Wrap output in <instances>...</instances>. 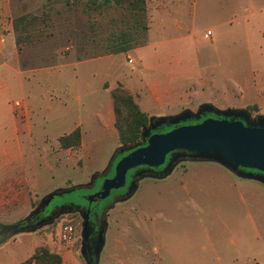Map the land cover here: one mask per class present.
<instances>
[{"label": "rangeland", "instance_id": "obj_1", "mask_svg": "<svg viewBox=\"0 0 264 264\" xmlns=\"http://www.w3.org/2000/svg\"><path fill=\"white\" fill-rule=\"evenodd\" d=\"M13 5L14 18L27 16L32 21L26 30L14 33L21 69L43 68L22 78L26 90L44 99L33 104V146L27 144L26 134H20L25 158L13 163L18 173L24 167L35 202L24 215L0 224V260L14 255L21 261L35 247H44L55 254L72 249L80 264H230L225 257L234 249L228 240L236 239L243 227L248 245L240 249L243 256L235 264H257L254 259L264 246V214L259 208L264 209L256 202L242 203L233 186L263 187L259 182L211 173L226 169L213 161L180 158L164 177H141L123 199L116 197L124 188L90 202L122 155L115 129H99V142L86 146L87 156L74 166L49 168L48 162L53 167L54 162L47 155L55 149L50 145L55 136L65 133L59 122L63 119L71 126L78 109L76 97L65 95L75 67L64 65L109 55L112 46L125 42L131 49L143 48L117 53L109 75L120 80L118 85L133 96L150 122L184 110L194 114L205 104L218 112L243 110L251 120L264 116V0H145L146 10L139 17L103 0H19ZM207 32L210 36L204 39ZM126 56L134 64L128 65ZM161 64L172 76L157 80L151 68ZM101 68L100 62L80 66L78 80L85 74L104 79ZM58 99L67 100L65 114L55 111ZM16 101L23 107L24 95L12 90L4 105ZM9 132L0 128V156L18 153ZM129 176L128 172L126 179ZM57 192L67 193L54 197L45 214L65 205L96 204L106 210L101 246L90 259L83 253L78 211H62L26 231L16 229ZM64 223L75 227V240L66 246L58 242Z\"/></svg>", "mask_w": 264, "mask_h": 264}, {"label": "crops", "instance_id": "obj_2", "mask_svg": "<svg viewBox=\"0 0 264 264\" xmlns=\"http://www.w3.org/2000/svg\"><path fill=\"white\" fill-rule=\"evenodd\" d=\"M14 1L19 0H0V128H6L10 130L9 133L11 134V138L14 140V145L16 144L18 150L17 155H10L5 153L0 156V224H9L11 223V221L9 220H12L14 218L17 219L19 216L24 215L35 202V199H33L31 195V192H34V190L30 188L28 184H26L27 181L23 172L24 167L22 166V172L18 173L16 171L19 170L18 168H16V166H14L13 163L16 160L23 161L25 158L22 149V142L20 139L21 135L26 134L27 144L31 148L33 146L31 133V113L34 108L33 104H39V102L43 101L44 99L43 94H37V91L32 93V89L30 90L29 88H27L26 90L27 82H25L24 78H22L23 75H34L38 71L43 70V68L37 70L21 69L18 61L16 38L13 31V20L15 19L14 14L17 10L16 8H14ZM141 48L130 49L125 54ZM116 56L118 55L109 54L90 60L68 62L66 65H64L75 67V74H73L71 78L66 77L67 83L65 95L69 97H76L78 109L76 112L75 121L71 124V126L66 125L67 122H63V119L59 122L60 130H63L61 132L65 133H61L59 135L57 134L53 141V143L55 144H50L55 145L53 146L55 149L54 151H51V154L47 155L48 157H50L48 159L51 162H54V167L48 162L49 168H64L67 167L68 164L74 166L75 163H81L83 158L87 156L86 146L94 145L99 142V129H115L113 100L110 91L121 83L118 79H112L109 73L112 71L111 66H114L113 60H115ZM127 59H129V56H126L125 60L127 61ZM95 62L102 63V66L104 68L101 69H103L102 71L106 72L104 73L105 78L102 80H95L94 74L90 76H87V74H85L81 75V80H78L79 75L76 73L77 69L87 63ZM127 64L132 65L134 63H128L127 61ZM166 67L167 66L161 64V66L157 65L151 68V70H153L154 72L153 75L155 76V79L160 80L172 76V73L170 71L171 69ZM12 90H16L17 92H19V94L24 95V105L20 108L21 110H15L13 106L4 105L5 97H7ZM52 94H54V92L52 90L49 91V102L53 101L52 98H50ZM88 97H91V99H88ZM53 106L55 108V111L60 112L61 114H65V112L68 110L67 100L64 99H58L54 101ZM76 129H79L81 133L80 147L75 151L73 149H61L59 146V138L70 134ZM115 132L118 141L116 129ZM31 148L30 152L32 151ZM57 148L60 149L57 150ZM37 155L38 157H40L39 151ZM211 173H217L216 175L223 176L225 178L229 174L242 180H252L250 178L237 176L228 169L223 170V172L215 171ZM260 184L263 187L251 188L247 185L244 187L243 184H239L236 186H233L231 184L229 186L230 188L231 186H233L235 192L238 195V198L242 201V203L245 204L250 201L256 202L257 205L261 204L264 209V184ZM250 194L252 196H250ZM246 199L248 200L247 202ZM263 211H261V209L259 208V213L264 214ZM105 223L107 224V222ZM236 235V239H229L230 241L228 240L229 245L234 249L233 253L229 252L225 257L227 258V263L230 264H235L238 258H242L241 256L243 255H240V249H243L248 245L249 238L243 235V227L241 233ZM2 244H4V242ZM2 244L0 245V251ZM36 249L37 247H35L31 251V253L21 261H17L13 258L14 255H11V258H9V260L7 261L0 260V264H19L30 258ZM68 251L69 252H67L66 254L65 252L62 254H58L62 259L61 264H80V261L74 254V250L72 251L71 249V251ZM220 260L221 257L218 258V261ZM254 260V262H256L257 264H264V246L256 254V259Z\"/></svg>", "mask_w": 264, "mask_h": 264}, {"label": "water", "instance_id": "obj_3", "mask_svg": "<svg viewBox=\"0 0 264 264\" xmlns=\"http://www.w3.org/2000/svg\"><path fill=\"white\" fill-rule=\"evenodd\" d=\"M207 113H213L222 119L208 118L195 124L180 125L190 120L199 121ZM161 126L174 128L162 134H150ZM141 138L145 143L144 147L119 149V154L131 152L116 163L113 176L103 180L100 190L91 196L90 202H100L112 190L124 188L129 171L138 167L155 169L164 165L166 157L168 160L162 177L171 172L174 161L187 158L216 162L237 176L264 184V116L251 120L243 110L218 112L211 105L205 104L194 114L184 110L178 115L163 116L149 122ZM65 193L67 192H57L47 196L26 220L43 211L54 197ZM81 219L82 241L85 246L90 235L89 210L82 211ZM16 229L22 228L17 226ZM26 230L27 228H23V231ZM100 246L95 248V253Z\"/></svg>", "mask_w": 264, "mask_h": 264}, {"label": "trees", "instance_id": "obj_4", "mask_svg": "<svg viewBox=\"0 0 264 264\" xmlns=\"http://www.w3.org/2000/svg\"><path fill=\"white\" fill-rule=\"evenodd\" d=\"M113 2L117 7H122L125 11L135 17L142 16L145 10V0H103L104 3ZM32 21L27 16H19L13 20V31L17 33L21 30H26L27 26ZM18 40H16L17 43ZM127 43L114 45L109 50V54H117L127 52L130 50ZM113 100L114 112V127L118 135V145L120 147L139 146L141 142V134L149 126V116L142 112L139 106L135 103L133 96L121 85H117L110 91ZM219 119L212 113H207L201 116L199 121L190 120L186 123L180 124H195L203 121L204 119ZM222 119V118H221ZM179 125V126H180ZM172 126H161L152 133H163L170 131ZM81 145V133L79 129L74 130L68 135L59 138V146L61 149H76ZM121 149V148H120ZM119 151V150H118ZM120 160L121 156L117 157ZM103 177V175H101ZM64 211H66L64 209ZM53 217V212L52 215ZM62 259L58 254L50 252L47 248L39 247L35 250L33 255L27 260L19 264H61Z\"/></svg>", "mask_w": 264, "mask_h": 264}, {"label": "flooded vegetation", "instance_id": "obj_5", "mask_svg": "<svg viewBox=\"0 0 264 264\" xmlns=\"http://www.w3.org/2000/svg\"><path fill=\"white\" fill-rule=\"evenodd\" d=\"M218 118L221 119V117H218ZM163 133H165V132H163ZM150 134H162V133H152L151 132ZM144 146H145V143L143 142V138H141V142H140L139 146H137V148L144 147ZM129 152H131V151H129ZM129 152L122 153V155H120L121 158L126 156ZM167 160H168V157H166V161H165L164 165L157 167L155 169H149L147 167H138L136 169L129 171L130 176H129V179H126V185L124 187V192L121 195H117L116 198L123 199L125 197V194H127V193L131 194L133 192V190L137 187L138 180L143 176H149L152 178H161L162 177V171L167 164ZM112 176H110L109 178H111ZM95 205L96 204H94V206H91V205L90 206H82V205H80V206H78V205L77 206L76 205L67 206V205H65L61 208H56L54 211H52L53 217L51 216L52 213L47 212V214H45L46 213L45 211L47 208L46 207L43 211L35 214L34 216H31L28 220L25 219L21 224H19V226H20V228H25V227L26 228H32L33 226H39L45 220L53 219L60 212L64 211V209L68 210V211L69 210L78 211L80 217H81L82 211L89 210L90 235H89V240H88L87 244H85V246L83 247V253L86 254V257L88 259H90L91 253H93L95 248L100 245L101 238H102L103 232H104L105 227H106L105 220H104V215L106 214V210H105V208H102V207L100 208L97 205L95 207Z\"/></svg>", "mask_w": 264, "mask_h": 264}, {"label": "built area", "instance_id": "obj_6", "mask_svg": "<svg viewBox=\"0 0 264 264\" xmlns=\"http://www.w3.org/2000/svg\"><path fill=\"white\" fill-rule=\"evenodd\" d=\"M209 36H210V32H207L206 34L203 35V38L208 39ZM129 63H131V60H129ZM12 106L15 110H18L22 107V103L16 101L12 104ZM74 235H75V227L71 223H64L59 230L58 242L61 245L71 244L75 240Z\"/></svg>", "mask_w": 264, "mask_h": 264}]
</instances>
